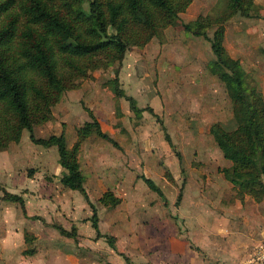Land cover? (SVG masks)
Listing matches in <instances>:
<instances>
[{"label":"crops","instance_id":"0c3cea01","mask_svg":"<svg viewBox=\"0 0 264 264\" xmlns=\"http://www.w3.org/2000/svg\"><path fill=\"white\" fill-rule=\"evenodd\" d=\"M242 30L240 25L225 27L222 40L229 55L237 57L241 66V51L251 43L241 39ZM245 32L249 33L247 29ZM251 33L258 37L260 30L255 28ZM255 62L249 60L256 85L264 95V63L260 66ZM201 86L207 87L204 82ZM70 91L74 89L62 92L56 102L60 118L49 130V133L62 132L67 146L73 142L74 127L78 125L72 124L71 137L66 139L69 108L73 98H80ZM109 95L112 100V90ZM110 106L108 113L114 124L119 117L115 115L113 102ZM93 115L100 123L95 110ZM89 119L90 116L85 120ZM100 126L103 130L101 123ZM21 135L22 130L16 141H9L0 150V168L5 167L4 179L0 180V264H247L253 246L264 239V195L258 201L247 194L235 196L232 184L218 170L229 166L230 161L217 150L209 134L208 140L215 149L213 156L205 150L193 151L184 167V183L179 187L175 216L169 212L165 215L164 210L154 217L149 213L143 220L132 214L135 204L145 202L129 192L136 178L131 174V181L125 182L126 156L120 152L121 147L107 140L114 147L112 151L113 148L107 149L87 135L79 144L77 162L88 199H98L96 224L102 234L98 236L91 225V207L83 195L77 190L82 195L78 196L76 189L65 187L59 181L61 167L56 147L20 146ZM110 136L121 145L120 136ZM193 161L199 164L195 166ZM29 168L31 171L27 174ZM171 173L175 181L179 174L173 170ZM160 180L170 184L162 175ZM262 181L264 184V177ZM106 189L120 198L114 206H106L99 200ZM3 191L18 194L22 206L17 200L3 198ZM153 218L154 226L148 230L146 225ZM178 219L180 226L176 225ZM138 221L143 228L135 225ZM56 225L72 234L60 233ZM104 235L113 236V246ZM27 241L31 242L29 251H25Z\"/></svg>","mask_w":264,"mask_h":264},{"label":"trees","instance_id":"16d2710c","mask_svg":"<svg viewBox=\"0 0 264 264\" xmlns=\"http://www.w3.org/2000/svg\"><path fill=\"white\" fill-rule=\"evenodd\" d=\"M190 1L0 0V148L9 141H16L23 128L32 143L54 145L61 167L59 181L83 195L91 207V225L97 236L102 234L97 230L95 208L83 187L77 150L89 134L106 139L116 147L117 142L101 129L89 109L90 119L74 127L75 137L70 146L62 132L36 136L32 130L34 118L58 100L63 90L72 86L71 76H83L88 68H94L100 62L103 65L119 63L128 45L143 43L164 26L174 24L178 13ZM225 1L221 13L199 14L180 25L183 31L202 35L208 41L213 59L207 66L231 101L235 126L225 129L218 121L208 126L222 156L230 161L229 166L218 170L232 184L235 196L240 198L247 194L258 201L264 195V95L239 59L229 55L222 42L223 23L235 13L254 15L251 9L254 0ZM213 24L216 26L208 35L206 28ZM107 84L115 96H122L127 101L135 117L143 109L156 116L151 106L136 105L133 96L118 85L116 75L109 78ZM164 137L171 146L165 131ZM137 177L166 204L162 190L152 178L142 173ZM2 197L17 200L22 206L18 194L3 191ZM179 198L180 188L175 203ZM99 200L106 206H114L120 198L106 189ZM56 228L64 235L72 234L59 225ZM24 234L26 236V232ZM104 236L113 246V236Z\"/></svg>","mask_w":264,"mask_h":264},{"label":"rangeland","instance_id":"374dc122","mask_svg":"<svg viewBox=\"0 0 264 264\" xmlns=\"http://www.w3.org/2000/svg\"><path fill=\"white\" fill-rule=\"evenodd\" d=\"M225 2V0H191L184 10L178 13V19L174 24L164 26L157 35L151 36L143 43L128 45L119 63L103 65L100 62L96 67L88 68L83 76H71L72 86L63 90L65 92L74 89L70 92L80 97L71 101L66 139L71 137L72 124H79L89 118L87 109L92 114L94 110L97 112L104 131L112 130L113 134L110 135L120 136L121 145L118 147H121L123 152H120L126 156L125 182L131 181V174H135L136 181L131 184L129 192L145 202V204L138 202L132 209L136 219L140 220L149 213L154 217L155 213L164 210V213L169 212L175 216L178 203H175L176 194L179 187L183 186L184 167L194 155L193 151L197 153L205 150L212 156L215 151L216 145L208 131L209 124L218 121L225 129H230L232 124H235L231 101L221 82L207 66V62L213 59L208 41L202 35H192L183 31L180 25V22L192 20L199 14L221 13ZM251 9L254 15L244 16L235 13L223 25L224 29L232 25L243 27L241 39H247L251 43L247 44L248 49L241 51L242 67L249 72L259 90L249 60L250 62L256 60L260 66L264 63L261 62L264 58V0H254ZM215 26V24L209 25L206 33L211 35ZM255 28L260 30L258 37L251 33ZM245 29L249 33L245 32ZM114 75L117 76L118 85L126 94L133 96L137 106L142 108L151 106L156 116L143 109L140 115L135 117L122 96L114 95L111 100L109 98L111 89L107 80ZM203 82L206 88L201 86ZM58 100L52 102L46 111L34 118L32 127L36 136L48 135L49 130L57 125L60 114L56 111L55 104ZM112 102L115 115L119 117L115 119L114 124H112L114 119L110 118L108 113ZM61 125L63 126V123ZM164 131L169 136L171 146L164 137ZM208 134L214 146L208 140ZM89 135L92 141H99L107 149L113 148L114 151L113 145L107 140L94 134ZM124 137L125 139H121ZM19 145L31 148L42 147L28 140V132L25 128L22 129ZM217 150L219 151L218 148ZM192 164L197 166L199 161H193ZM172 170L179 174L175 181L167 176H171ZM4 173L5 167L0 168V180L4 179ZM139 173L152 178L161 188L166 204L140 177H137ZM160 175L170 181V184H164L160 180ZM74 191L78 196H82L77 190ZM97 200L91 201L94 208ZM149 200L151 203H148ZM180 224L178 219L176 225L180 226ZM135 225L141 226L142 223L140 225L138 221ZM153 226L154 218L146 227L148 229ZM25 246L31 247V242L27 241Z\"/></svg>","mask_w":264,"mask_h":264},{"label":"built area","instance_id":"2783aa9c","mask_svg":"<svg viewBox=\"0 0 264 264\" xmlns=\"http://www.w3.org/2000/svg\"><path fill=\"white\" fill-rule=\"evenodd\" d=\"M247 264H264V239L258 241L249 252Z\"/></svg>","mask_w":264,"mask_h":264}]
</instances>
